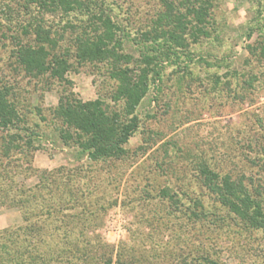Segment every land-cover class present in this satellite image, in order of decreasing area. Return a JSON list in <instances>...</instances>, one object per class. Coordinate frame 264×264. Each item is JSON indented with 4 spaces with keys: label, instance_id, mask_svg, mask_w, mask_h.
I'll return each mask as SVG.
<instances>
[{
    "label": "rangeland",
    "instance_id": "1",
    "mask_svg": "<svg viewBox=\"0 0 264 264\" xmlns=\"http://www.w3.org/2000/svg\"><path fill=\"white\" fill-rule=\"evenodd\" d=\"M102 1L131 37L150 30L164 12L162 0ZM169 1L176 7L194 2ZM209 1L210 37L190 48L195 58L190 75L178 83L173 68H166L162 82L136 111L140 127L125 146L126 155L92 163L80 160L77 148L62 142L50 109L65 90L81 101L100 98L112 106L115 84L106 67L74 64L75 70L65 76L70 84L47 76L22 78L15 71L14 30H8L3 16L18 2L0 0V75L18 81L20 99L31 111L26 112L28 125L37 124L46 135L45 140L34 138L37 150L0 163V172L7 175L0 186L8 197L16 196L0 204V239L7 238L13 248L30 239L16 230L26 224L16 204L26 194L23 209L29 223L43 226L42 243L69 240L92 259L79 264H104L109 258L113 263L197 264L195 258L202 255L221 264H264V235L235 226L200 187L194 170L195 161L204 159L218 171L232 172L241 162L243 145L264 134V35L257 29L264 22V0ZM124 48L137 56L133 42ZM199 57L215 66L197 64ZM227 66L238 78L230 79V87L216 88L215 78L224 77ZM249 74L260 78L253 87L243 84ZM162 189L178 194L182 211L161 198ZM195 199L209 213L207 218L188 216L186 207L193 209ZM6 229L11 230L4 233Z\"/></svg>",
    "mask_w": 264,
    "mask_h": 264
},
{
    "label": "trees",
    "instance_id": "2",
    "mask_svg": "<svg viewBox=\"0 0 264 264\" xmlns=\"http://www.w3.org/2000/svg\"><path fill=\"white\" fill-rule=\"evenodd\" d=\"M17 2L16 9L9 8L3 14L8 30H14L10 40L17 74L29 80L47 76L70 84L65 76L75 70L74 64H99L106 67L108 78L115 84L110 97L112 106L100 98L81 101L65 90L57 106L50 109L51 120L60 125L56 131L62 142L66 146H75L80 160L86 158L92 163L120 160L126 155L125 146L140 127L136 111L144 98L162 82L168 67L173 68L178 83L189 76L190 63L195 61L190 48L210 37L209 0L183 2L178 7L174 2L162 0L164 12L154 26L133 37L125 26L115 21L112 7L102 0ZM50 17L57 20L51 21ZM263 23L257 29L264 35ZM254 30L250 29L249 35ZM126 42H133L137 56L125 52ZM261 50L264 53V47ZM263 53L261 59H264ZM196 63L215 66L201 57ZM260 74L264 80V73ZM223 76L215 78L216 88L219 84L230 87V79H237L238 73L227 66ZM11 80L0 75L1 164L10 162L14 155L37 150L40 145L33 144L34 138L45 140L46 136L39 133L37 124L28 125L26 112L31 111L20 99L18 81ZM259 80L257 75L249 74L243 84L253 87ZM242 149L241 162L233 165L232 172L218 171L208 161L198 159L194 163L195 179L214 197L217 208L232 218L235 226L264 235V134L246 142ZM4 172H0V183L7 178ZM3 186H0V204H5L7 198L16 197H8ZM25 195H20L16 204L21 208L26 224L16 230L29 234L30 239L14 243V248L7 243V238L0 239V264H79L87 261L89 252L81 251L69 240L42 243L43 226L29 223L23 209L28 202L22 200ZM160 195L182 211L183 205L176 192L162 189ZM193 205V209L186 207L189 217L207 218L209 213L199 200H193ZM10 230L6 229L4 233ZM60 248H64L63 251ZM195 260L197 264H221L208 255ZM104 264L131 263L122 259L113 263L109 258Z\"/></svg>",
    "mask_w": 264,
    "mask_h": 264
}]
</instances>
